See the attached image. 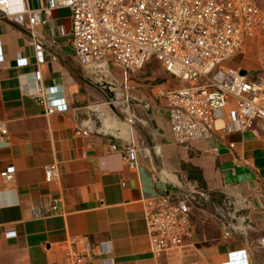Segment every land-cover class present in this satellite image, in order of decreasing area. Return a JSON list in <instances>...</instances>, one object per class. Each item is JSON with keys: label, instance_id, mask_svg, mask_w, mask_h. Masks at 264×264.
<instances>
[{"label": "crops", "instance_id": "obj_1", "mask_svg": "<svg viewBox=\"0 0 264 264\" xmlns=\"http://www.w3.org/2000/svg\"><path fill=\"white\" fill-rule=\"evenodd\" d=\"M42 5V0H7L10 12ZM70 26L66 8L52 10L50 21L31 31L0 20L4 54L0 123L8 134L6 139L0 137V171L9 165L15 168L12 181L0 177V264H75L73 255L84 252L85 240L91 248L77 264H221L229 252L239 250L246 251L250 264H264V248L259 245L264 238L260 125L226 133L218 130L223 122L217 121L209 139L177 145L169 133L164 100L157 96L174 80L162 74L160 82L151 83L147 76L131 74L126 85L135 118L132 135L140 151L138 167L130 168L120 151L111 147L123 142L121 136L111 138L113 133L97 127L98 118L122 116L123 107L111 106L109 92L73 58L67 35ZM254 42H246L247 54ZM39 53L43 62H38ZM18 58H25L27 64L18 67ZM229 66L249 70L243 61L232 60ZM35 70L40 72L39 83ZM112 75L118 83L124 80L117 68H112ZM39 85L58 87L68 109L46 114L38 102ZM52 163H58V177L46 182L44 166ZM155 173L168 189L183 174L215 197L247 200L245 227L224 237L222 222L209 206L193 210V233L184 250L154 259L141 212L143 200L159 192L161 183L154 179ZM51 197L58 200L57 212L38 216L36 209L46 208ZM101 242L107 252L99 255Z\"/></svg>", "mask_w": 264, "mask_h": 264}, {"label": "built area", "instance_id": "obj_2", "mask_svg": "<svg viewBox=\"0 0 264 264\" xmlns=\"http://www.w3.org/2000/svg\"><path fill=\"white\" fill-rule=\"evenodd\" d=\"M34 9L10 12L7 0H0V20L7 19L19 28L31 31L35 25L50 21L51 11L66 8L71 26L67 33L73 58L93 80L110 94L111 106L122 105L124 112L107 117L111 122H124L128 135L113 150H119L130 168L138 167V149L132 135L134 116L130 113V95L126 81L148 61L160 63L174 84L163 88L157 96L164 100L169 133L177 145L207 140L217 130L230 133L260 125L264 140V59L256 70L231 68L229 63L251 38L264 39V7L256 0H42ZM60 34H65L59 28ZM38 62L43 56L38 54ZM4 54L0 39V64ZM18 58V67L26 65ZM120 70V83L112 75ZM40 82V72H33ZM38 102L46 114L68 109L58 87L37 88ZM128 111V113L126 111ZM226 110V113L224 111ZM120 111V110H119ZM122 118V119H120ZM104 128V118H98ZM79 130H76L78 133ZM88 134L89 130L80 131ZM7 130L0 123V137ZM111 138H118L109 134ZM120 138V137H119ZM232 147V144L229 145ZM15 168L0 171L6 182L13 180ZM58 163L44 166L46 182L58 177ZM161 183L158 194L142 202V218L149 240V253L158 260L165 254L184 250L193 233L192 211L208 206L221 220L223 236L241 231L247 200L228 196L215 197L198 181L180 176L174 188ZM48 206L36 209L38 216L57 212V198H48ZM75 239L71 240L74 243ZM84 252L75 253L77 264L88 257L91 248L83 241ZM259 245L264 248V238ZM105 242L97 245L98 254H105ZM221 264H250L245 250L229 252Z\"/></svg>", "mask_w": 264, "mask_h": 264}, {"label": "rangeland", "instance_id": "obj_3", "mask_svg": "<svg viewBox=\"0 0 264 264\" xmlns=\"http://www.w3.org/2000/svg\"><path fill=\"white\" fill-rule=\"evenodd\" d=\"M256 2L259 6L264 7V0H256ZM249 40L250 41L255 40V42H254L255 44L249 49L250 54H247V48L248 47L244 46L242 48V50L235 56L233 61L236 60L240 63L243 61V65H245L249 70H251V69L255 70V69L259 68L260 63L264 59V39L251 38ZM243 50H245L244 53L246 54V58H242L245 56V54L243 55L241 53ZM251 50H252V52H251ZM132 74H142L141 77L147 76L149 78V80H151L148 82L158 83L161 81V75L166 74V73L163 71L159 62H157L155 60H150L142 68L134 71ZM112 110L114 111V109H112ZM120 119H122V118H120ZM97 127H99V124H97ZM126 128L127 127H125V129ZM137 146H138V149L140 151L139 144H137ZM184 166H185V164L182 165L181 167L183 168ZM180 176H183V174H180Z\"/></svg>", "mask_w": 264, "mask_h": 264}, {"label": "bare ground", "instance_id": "obj_4", "mask_svg": "<svg viewBox=\"0 0 264 264\" xmlns=\"http://www.w3.org/2000/svg\"><path fill=\"white\" fill-rule=\"evenodd\" d=\"M104 124L106 125L104 128H98L99 131L104 133H113L116 135H120L125 138L129 134L128 129H125V123L123 122H111L108 119L104 118ZM127 126V125H126Z\"/></svg>", "mask_w": 264, "mask_h": 264}]
</instances>
